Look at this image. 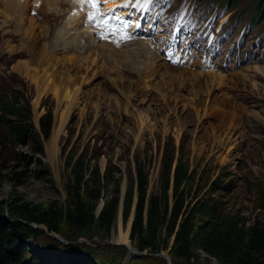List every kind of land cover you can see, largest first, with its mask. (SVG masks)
Masks as SVG:
<instances>
[{"label":"rangeland","instance_id":"374dc122","mask_svg":"<svg viewBox=\"0 0 264 264\" xmlns=\"http://www.w3.org/2000/svg\"><path fill=\"white\" fill-rule=\"evenodd\" d=\"M225 2L227 0H193L191 8L198 6L211 11ZM259 2L242 0L237 10L239 14L232 19L234 31L231 32L221 30V25L213 31L214 26L210 27L207 21L201 20V15H198L200 11H188L180 18H171V21L176 22V27H170L169 35L185 42L188 59L198 66H193L192 71L186 70V66L178 68L185 71L186 76L191 71L202 75L204 79L206 76L205 80H208L207 75L217 74L223 77V82L209 84L208 87L203 85L200 89L190 87L193 83L189 82L182 91L168 90L166 95H170L172 115L165 113L160 102L145 101L143 95L145 92L148 94V90H142L141 86L138 97L132 100L130 114L133 115L123 116V120L119 117L117 122L112 123L114 120L111 121L106 115L108 108L103 107L101 118L91 133L94 114H91L87 126L81 131L80 115L84 105H79L75 107L71 120L59 137L56 163H52L48 149L64 107L58 111L51 95L41 106L35 105L34 70L27 72L23 66L19 70L15 69L19 63L30 61L32 54H28L27 60H18L9 67V71L6 69L10 62L3 64L0 61V115L3 113L1 105L6 98L8 101L19 99L29 111L30 121L35 128L33 145L16 149L10 145L8 132L0 121V205L15 198H23L34 204L47 206L58 203L65 206L67 186L72 180L70 165L79 159L88 168V174L100 172L102 176L105 175L106 179L102 182V196L105 199L119 198L116 219L109 233L93 226L71 242L64 239L73 234L65 224L60 228V235L50 233L42 226L31 225L37 237L25 241L28 255L22 264L27 259L35 258L40 260V264H219L202 251H197L198 257L190 263L177 259L172 250L174 237H167L165 229L160 232L157 253L147 250L143 252L147 256L132 257L129 261L128 249L138 251L136 241L131 240L138 196L137 171L142 170L148 177L147 198L160 195L163 191V166L170 158H173L170 206L174 170L180 162L187 172L184 183L186 207L192 208L201 198H213L223 204L227 215L244 221L246 227L256 222L264 223V73L256 71L258 68L264 69V20L253 21V12ZM9 5L5 3L0 10V16L6 20L3 25L8 21L5 14L12 9V5ZM246 7V15H240ZM18 15V12L12 13L14 22L21 17ZM247 19L254 22L251 24L252 29L248 34L246 31L238 34L244 24L240 20L246 22ZM29 20L25 21L26 24ZM20 22L15 23L17 30H20ZM179 27H182L180 31ZM0 29L4 32V29ZM14 30L8 27L5 31L8 36L0 40V48L10 56L22 50L26 52L24 48L28 51L30 48L27 47L31 43L29 36L41 33L32 31L29 24L26 30L24 28V33L15 35ZM20 34L28 38L26 45H21ZM81 36L86 39L84 32H81ZM245 40L248 43L242 52L241 45ZM43 45L40 44V48ZM105 45L114 49L112 45ZM34 61L30 62V69L36 66ZM119 71L126 77L130 75L132 78H128L131 80L144 82V78H137L138 74H133L132 70ZM164 71L162 69L160 75H155L156 82L166 79L165 82L169 83L167 76H161ZM145 72L144 75H148V70ZM190 78L193 79L192 76ZM105 80V77L101 79L103 82ZM94 89L93 84L85 88L86 91ZM14 92L19 95H14ZM88 109H92V106ZM47 114L52 115V126L50 136L45 139L40 122ZM139 118L146 122L143 128ZM35 148H40L42 154L35 153ZM15 172L27 173L22 186L15 181ZM228 185L233 187L232 191L226 189ZM102 204L104 200L100 201L96 215ZM3 220L10 222L6 215ZM129 221L128 244L123 245L118 240L119 231L127 230ZM67 255H70L69 259L65 258Z\"/></svg>","mask_w":264,"mask_h":264},{"label":"trees","instance_id":"16d2710c","mask_svg":"<svg viewBox=\"0 0 264 264\" xmlns=\"http://www.w3.org/2000/svg\"><path fill=\"white\" fill-rule=\"evenodd\" d=\"M240 1L230 0V3L238 4ZM259 11L264 16V0L260 1ZM14 95L19 93L14 92ZM1 110L3 113L0 121L8 132L10 145L16 149L33 145L35 128L30 121L29 111L21 101L15 98L8 101L6 98ZM51 126L52 115L47 114L40 122L41 133L45 139L50 136ZM35 153L42 154V150L35 148ZM172 166L173 158L164 163L163 191L149 199L148 177L142 170L137 171L138 196L131 228V240L136 241V249L140 252L148 250L157 253L158 238L165 229L167 237H174V256L186 263L198 257L197 251H202L219 264H264V223L256 222L246 227L244 221L227 215L223 204L213 198H201L192 208L186 207L184 183L187 172L180 162L174 170L170 206ZM70 168L72 180L67 186L65 206L58 203L47 206L34 204L23 198H15L0 205V264L23 263L28 255L25 241L37 237L31 225L42 226L48 232L60 235V228L65 224L73 234L64 239L71 242L76 241L81 232L93 226L106 233L111 231L119 198L115 196L105 199L102 196L105 175L102 176L100 172L88 174V168L80 159L71 164ZM13 175L20 186L25 184L27 173L15 172ZM226 189L232 191L233 187L228 185ZM101 200H104V206L96 215ZM5 215L10 222L3 220ZM126 215L125 212L124 216ZM70 255L65 258L69 259ZM25 264H40V260L27 259Z\"/></svg>","mask_w":264,"mask_h":264},{"label":"bare ground","instance_id":"6f19581e","mask_svg":"<svg viewBox=\"0 0 264 264\" xmlns=\"http://www.w3.org/2000/svg\"><path fill=\"white\" fill-rule=\"evenodd\" d=\"M10 5H12V9H10L5 16L9 20H14L12 19V13H14L19 6L14 2H11ZM24 16L25 15H21L20 18H15L17 23L21 20V33H24L26 30ZM28 24L29 28L34 31L36 28L34 21L29 20ZM76 24L78 23L75 22V25ZM20 30H18V34ZM81 32L86 34V39H83ZM72 35L74 36H69L65 31L61 32V30L58 29L48 41L49 38H47L46 33L41 32L39 35L31 34L29 36L31 43L27 48H30L28 53L33 56L30 61L19 63L15 68L19 70V68L23 66L24 70L27 72L34 70L36 106H41L51 95L53 96V100L56 101L58 111H61L62 107H64L60 117V123L53 131L48 149V155L52 163H56L59 137L63 133L69 120H71L73 116L72 112L75 107L79 105H84V110L80 115L81 131L87 126L91 114H94L93 118L95 122H93L94 124H92V128L89 132L91 133L95 130L94 126H96L95 124L98 123L101 118L103 107L108 108V113H106V115L108 118H111V121L114 120L112 123L117 122L119 117H122L123 120V116L130 117L133 115L130 114L132 100L138 97L141 92V86H143L142 90H148V94L145 92L146 95H143L145 101L154 100V102H160L166 110L165 113H167V115H172L173 111L169 107L172 103L169 101L170 95H166L168 90L170 92L176 91V89L182 91L189 82L193 83L190 87L196 89L202 88L201 86L203 85L208 87L209 84L216 85L223 82V77L217 74H209L207 75L208 80H205L206 76L204 79L202 75L194 72L191 73V68H193V66H186V70H191L187 73L189 75L186 76V72L181 71L178 67L169 66L165 62L157 64L158 59H156V55L153 52H149V55H152L148 63L139 62L141 60L135 61L116 58V50L105 44L98 45L100 43L94 39L90 27L86 28L83 26L79 33L74 31ZM87 42L91 43V45H87ZM40 43L44 44L42 48L39 46ZM137 48H141L139 49V55H144L148 51L145 43H141ZM32 60H36V66L30 69V62H32ZM101 60H103L104 65ZM107 63L111 64L109 66L110 69L104 67L108 65ZM121 67L139 74L141 79L144 78L143 84L138 80H131L126 77L125 74L119 71ZM162 69L165 71L161 76L163 78L167 76L169 83L165 82L166 79H163L161 82H156L157 80L154 77ZM107 70L109 71L106 74ZM147 70L148 75H144ZM256 71L264 73V69L262 68H258ZM191 76L193 79L190 78ZM104 77L106 78L105 82L101 81ZM152 77L154 79H151ZM92 84L96 89L86 91L85 88ZM106 86L108 88H106ZM152 94L153 97H151ZM166 97L169 98L167 99ZM90 106H92V109L89 110L88 108ZM159 113L161 114L162 111ZM195 113L197 114L198 112L196 111ZM139 121L141 123V128H143L146 122L144 120L141 121V118H139ZM110 125L112 124L110 123ZM141 131L143 132L142 129ZM130 226L131 222L129 221L128 229H121V231H119L118 240L120 244H128ZM66 244H68L67 241Z\"/></svg>","mask_w":264,"mask_h":264},{"label":"snow or ice","instance_id":"6c2138e0","mask_svg":"<svg viewBox=\"0 0 264 264\" xmlns=\"http://www.w3.org/2000/svg\"><path fill=\"white\" fill-rule=\"evenodd\" d=\"M73 2L90 9L86 13V21L101 30L99 32L101 38H106L105 32H107L112 35L119 34L121 40L130 39L132 37L127 30L132 26L140 27L138 21L125 20L120 14L115 13L114 9H108L107 11L102 9V5L115 4L116 0H73ZM152 3L153 0H135L134 4L132 0H123V4L117 6L127 7L131 4L133 7L139 5L141 8L147 9Z\"/></svg>","mask_w":264,"mask_h":264},{"label":"water","instance_id":"95a60500","mask_svg":"<svg viewBox=\"0 0 264 264\" xmlns=\"http://www.w3.org/2000/svg\"><path fill=\"white\" fill-rule=\"evenodd\" d=\"M104 204H102V206L99 207L98 209V214L101 212L102 208H103ZM134 219V218H133ZM33 226V225H32ZM129 261L132 260V257H138V258H142L147 256V254L143 253V252H139V251H134L133 249L129 248ZM165 258V257H164ZM169 261V260H168ZM170 263V262H169Z\"/></svg>","mask_w":264,"mask_h":264}]
</instances>
